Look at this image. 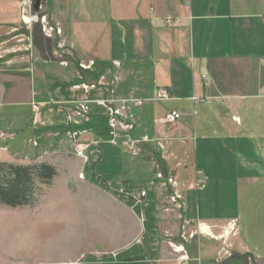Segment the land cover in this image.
<instances>
[{"label":"crops","instance_id":"crops-1","mask_svg":"<svg viewBox=\"0 0 264 264\" xmlns=\"http://www.w3.org/2000/svg\"><path fill=\"white\" fill-rule=\"evenodd\" d=\"M49 2V23L42 15L45 22L35 24L36 30L49 25L59 37L51 46L67 55L52 62L40 57L23 70L1 56L0 105L16 89L24 93L19 104L31 109L32 136L17 133L26 126L19 124L18 147L22 141L39 158L46 145L56 150L64 139L78 165L67 173L66 184L34 209L33 221L29 216L34 237L42 238L41 230L56 222V232L49 233L53 242L66 236L88 246L91 239V245L62 251L44 249L38 241L22 253L38 264H264V253L245 243L249 234L239 228L242 197L245 213L264 192V0H113L111 8L108 0H88L87 9L86 0ZM105 8L113 10L110 17ZM14 9L16 17L1 20L0 28L31 24L20 22L21 5ZM83 10L89 14L85 19L79 15ZM93 31L100 37L95 46L89 39ZM47 51L55 55V49ZM162 93L166 99L158 98ZM32 104L39 105L36 120ZM172 111L180 118L166 124ZM77 147H86L83 158L74 155ZM160 152L171 158L176 153L184 163L176 171L182 169L183 178L172 187L180 195L175 204L183 222L227 226L224 241L198 246L196 258L157 241L159 203L152 191L163 185L161 175L170 174L169 158ZM121 159L132 177L147 183L150 191H139L146 192L145 199L152 194L155 215L150 214L145 246L142 210L135 209L151 206L146 200L136 203L139 194L126 192L123 179L115 178ZM149 163L159 171L147 170ZM193 172L201 175L199 190ZM246 228L250 231V224Z\"/></svg>","mask_w":264,"mask_h":264},{"label":"rangeland","instance_id":"rangeland-1","mask_svg":"<svg viewBox=\"0 0 264 264\" xmlns=\"http://www.w3.org/2000/svg\"><path fill=\"white\" fill-rule=\"evenodd\" d=\"M35 1L36 0H30L29 4L25 8V10H28L25 12V15H27L24 16V20L29 19L31 21L30 25L26 26L21 25L20 23L19 27H16L15 30L9 29L7 27L0 28V59L1 56H4L3 58H8L9 61H14L15 63L13 64H16L14 66L17 69H29L32 65H35L37 59L40 60L41 58H46L47 60L52 62L54 58L61 59L67 55L64 52V49L58 48V46L57 48L52 47L55 46V42L59 41L58 39H56L59 38L57 35H54L53 33V36L49 38L45 33H43V31L41 32L40 30H36V26H38L42 22H45V20L42 21L41 19L42 15L46 17V23H49L48 10L50 2L49 0H39V8L38 11L35 12L33 10ZM86 1L87 2L86 5H84V9L88 8V0ZM19 2L20 0H0V21L4 18L13 20V16L16 17V10L14 8H19ZM108 2L111 8V3L113 2V0H108ZM13 10H15V12H13ZM105 10L108 11L107 16L110 17L111 11L113 12V10L109 8H105ZM80 14L84 15V19L87 17V15L89 16L88 13L86 14L85 10H83V12L80 11L79 15ZM90 14L92 15V13ZM20 20V22H23L22 15L20 16ZM48 26L46 25V27ZM26 32H28V34ZM89 35V39L91 40L93 45L97 43L100 38L99 32H89ZM45 36L48 38H46ZM44 39L48 40V43L43 42ZM50 47L52 49H55V55H53L54 53L52 55L47 53V50L51 49ZM3 66L5 65H0V70L5 69V67ZM11 66L9 68H11ZM45 93L47 94V91ZM23 94L24 93H20L19 90L16 89L15 91H13V93H9V97H6L5 101L0 105V131L1 128H3L4 130V136L0 135V159L4 160L2 162H8L15 165H28L33 163L40 164L44 162L53 166L55 170L58 171V176L54 180L55 182L52 181L49 186H40L39 194L35 196V200L30 205L18 208H9L0 204V264H38L37 261L34 262L33 260L28 259L30 257L22 253L23 251H25L26 253L27 250L33 248V243H37L38 241H42L43 243H45L44 246H46L44 249H51L56 247L61 249L62 251H66L68 247L69 249L70 247L84 248V246L89 247L91 245V239L89 246L87 242L82 239L81 242L77 241L73 244L72 242H69V240H67L65 235L63 239H57L55 242H53L54 240L49 238V233L53 234L56 232L55 227L59 224L56 222H52L51 224L49 223L48 229L41 230L42 238L39 237L38 234L37 238L34 237L32 233L33 223L27 224L29 223L27 221L29 216H31L30 220L33 221L32 213L34 209L36 207H40L39 205L43 203L48 197H50L52 192L56 194L59 189H61V186H64L69 180V174L67 173L76 169L78 165L76 162V158L70 154H67V152H70V149H65L67 142L65 143L64 139H60L58 144L54 145L55 147L58 145L60 146V148L56 150L54 147H52L53 145H46L47 148H44L43 151H39V158H37V154L35 153V151L31 149L32 147L30 149L27 146L22 147V141H19L20 147H18L15 136L16 132L20 130L19 124L26 123V126L22 128V132L19 131L17 133L20 134L24 132L27 136H32L31 129L28 126L32 122L31 109L27 105L19 104L23 99ZM58 132L60 133V130H58ZM51 136L52 135H44V137H46L47 139H50ZM5 138H8V143L4 142ZM3 147H5L6 150H3ZM92 150H95L93 151V154L97 155V153H95L96 148L92 147L90 151ZM160 153L161 156L167 155L169 158L167 161L169 162L170 166L167 171L170 174H168L167 176L161 175V179H159L158 181L163 185L161 186L158 184L156 186V189L152 191L154 195H156V198L158 200L157 202L159 203V233L157 241L159 242L160 246L163 245L164 247L169 248L172 252L174 249L180 251V249L182 248L180 251L181 255H183L184 252L186 253V255H188L189 258H196L198 257V246L203 247L205 243H215L216 240L213 237L222 236L223 231H225L224 229H226L227 226L226 228H223V225H216L213 226V228L211 227V237L208 233H204L206 231H199L196 225L194 226L192 224L191 226H187V224L183 222L181 207L178 204H175L178 202V199H180V195L178 191L176 189H172V187L178 181V179L183 178L181 175L182 169H180L179 173L176 171H178V168L180 167L184 168V163L182 162L181 164V156H177L181 160L176 159V153L173 155V158H171L172 156L170 155V152ZM121 154L124 156L122 152ZM177 163L180 165L178 166ZM147 166V170L149 171L154 169V174L159 171V169L156 167V163H149L147 164ZM127 167L128 164L123 167V159H121V165H119L118 170L114 175L117 179H123V181H121L124 184L123 187L125 191L131 193L132 195H138L140 193L139 191L143 188L150 191L147 183L140 177H132V171H130V169ZM172 167H176L175 173H173L174 171H171ZM87 170L90 171L88 167ZM194 178L195 172L192 173L191 179L194 180ZM111 179L114 180V178ZM200 180L202 181L201 175ZM54 184V190L52 191V186ZM112 196L117 197L115 196V194H113ZM95 197H97V194ZM145 200L146 199H143L142 202H144ZM152 202V194L150 193L148 200H146L145 203L151 206ZM252 202L254 203V206H250L248 211L244 213L243 204L245 203V200H243L242 197V202H240L239 207L241 216L239 220V228L245 227L242 229L243 233L249 234L246 239L247 242L245 243H248L251 247L253 245H257L262 253H264V192H261V194L259 193L258 196H255ZM135 210L138 214L140 213V210H142L144 218L143 226L144 230L146 231L145 236L142 237V243L145 246L149 242L148 228L151 224L150 214L154 216L155 213H152L153 206L149 207V209L141 206L140 209L139 207H137ZM246 220H248V222ZM247 223L250 224V231H248L249 228H246L247 226L249 227V224ZM242 237L243 236H240L239 238L243 239ZM60 240L61 242L57 243ZM221 240L222 241L220 242L222 243L224 239ZM50 241L52 243H50ZM220 248L228 250V246L226 244H221ZM63 259H67V257H64Z\"/></svg>","mask_w":264,"mask_h":264},{"label":"trees","instance_id":"trees-1","mask_svg":"<svg viewBox=\"0 0 264 264\" xmlns=\"http://www.w3.org/2000/svg\"><path fill=\"white\" fill-rule=\"evenodd\" d=\"M56 176L55 168L47 163L0 162V204L9 208L32 204L40 186H49Z\"/></svg>","mask_w":264,"mask_h":264},{"label":"built area","instance_id":"built-area-1","mask_svg":"<svg viewBox=\"0 0 264 264\" xmlns=\"http://www.w3.org/2000/svg\"><path fill=\"white\" fill-rule=\"evenodd\" d=\"M29 1H30V0H20V5H21V7H22V13H21V14H22V19H24V16L27 15V14L25 15V12H26L28 9L25 10V8H26V6L29 4ZM43 20H44V19H42V21H43ZM165 23H166L167 25H170V24H171V21H170V20H167ZM42 29H43L44 33H45L46 35H48V36L51 35V34L54 32V30H53L52 28H50V27H45V26H43ZM55 33L59 34L58 31H56ZM158 98H159V99H166L167 96L164 95V94L162 93V94H159V95H158ZM133 104H134L135 106H139V105L142 104V101H140V100H133ZM31 108H32V111H33V113H34V120H36V118H37V116H38L39 105H37V104H32V105H31ZM111 115H112V116L114 115L113 112H112ZM112 116H111V117H112ZM179 118H180V114H179L178 112H176V111H172V112L168 113L167 115H165L163 121H164L166 124H172V123L176 122ZM129 148L132 149L133 146H129ZM84 152H85V148H79V147H77V148L75 149L74 154H75L76 157L83 158V157L85 156V153H84ZM193 187H194L195 190H199V189H201V188L203 187V182L200 180V174H199L198 172H195V178H194V180H193ZM146 195H147L146 192L141 191V192L139 193V195L135 198L136 203H140L141 200H143V199L146 198ZM196 227H197V229H198L199 231H202V232L206 231V232H204V233H208V234L211 236V234H210L211 227L206 226V225L201 224V223H197V224H196ZM233 227H234V225L232 224V230H233ZM232 230H231V231H232ZM207 231H208V232H207ZM222 236H225L224 232H223V235H222ZM222 236H219V237H213V238H214L215 240H218V239H221ZM211 237H212V236H211Z\"/></svg>","mask_w":264,"mask_h":264},{"label":"water","instance_id":"water-1","mask_svg":"<svg viewBox=\"0 0 264 264\" xmlns=\"http://www.w3.org/2000/svg\"><path fill=\"white\" fill-rule=\"evenodd\" d=\"M38 8H39V0H36L34 5H33V10L38 11Z\"/></svg>","mask_w":264,"mask_h":264}]
</instances>
